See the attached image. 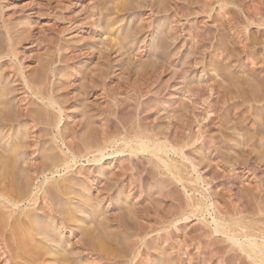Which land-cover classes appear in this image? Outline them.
Instances as JSON below:
<instances>
[{"label":"rangeland","instance_id":"rangeland-1","mask_svg":"<svg viewBox=\"0 0 264 264\" xmlns=\"http://www.w3.org/2000/svg\"><path fill=\"white\" fill-rule=\"evenodd\" d=\"M115 2L117 3V5L121 6L119 8V10H118V6L116 5ZM122 2L125 4H123ZM126 3H128V4H126ZM114 5H116L117 7ZM124 6H126L128 9L126 7L124 8ZM95 7H97V8L95 9ZM0 8H1L0 9V16H1L0 17V32H1L0 35L3 36V37L0 36L1 37L0 38V49H1L0 50L1 51L0 52V56H1L0 57V59H1L0 60V73H1V75H3V76L0 75V77H3V79H4L3 82H2L3 79L2 78L0 79V84L2 83V87L6 88V90L9 89L8 90L9 92L8 91L7 92H8V96H9L8 100L10 101L9 102L10 104H8L9 106H7V107H8V110L11 111V113L13 112V114H11L12 119H7V120H5V123L4 122L1 123L4 126H2L0 124L3 128V129L0 128V131L4 130V132L2 131L3 136L6 135L4 138V141L7 140V138H8L7 135L9 136V135L15 134L13 136L17 137L18 133H19L18 137H19V139H21V140L18 139L19 140L18 142H23L24 140H26L27 142H30V140L32 142L34 139L38 140L39 142L36 145L37 147H35V148L29 147L31 150L29 149L30 153H29V155H27L26 158L29 161V163L33 162L32 160H35V162L37 164H39V163L44 161L43 157L45 155H47L48 150L54 151V153H59V151H62V150L67 152V149L62 144V142L60 141V138H57L59 131L64 132L66 130L65 132L71 131L72 133L73 132L75 133V131H76V134L81 136V133L83 134L84 130L85 131L88 130V128L86 129L83 127L84 124H85L84 126H87V124L90 123L91 124L90 127H93V128L95 126H97L94 129L97 130V128H98V131H99L102 129L101 127H104L105 122H107L105 120H108L110 117V119H112V121H114L115 123H119L120 121L121 122L123 121L124 124L128 123V125H126V127L130 128L129 131L131 129L133 131V127L135 125L137 127H134V131L136 128L137 129L139 128L138 129L139 131L143 130V129H144L143 131H145L146 129H148V131L146 130L148 133L150 130L149 128H152V129L155 128L156 129L159 127L158 130L156 129L157 134H155V131H156L155 129H153V130L151 129L150 133H153L154 135H157V136L159 134L158 138H160L162 140V142H164V144H166V142H167V146L170 147V149H168L167 154H162V157L164 159L167 158L166 160H167V163H169V166L170 165L174 166V167L172 166L171 170H173V173H175V172L177 173V174L175 173V175L178 178H176V177L174 178L175 175H172L168 171V169L163 168L164 166L156 158L154 159V157H152V155L150 156V154H147V153L141 154V156H139V155L138 156H131L129 153L121 154L119 157L118 156H113V157L107 156L101 163H98L96 165L94 163H88L86 159L82 160L74 168V171H75V169L79 170L82 166L83 169H81V170H83L84 173L82 171L80 177L76 174L71 175L72 178H70V181L67 182V184L71 185V187L73 188L72 189L73 192L78 191V192H76V195H75V193H72L74 195L71 196L72 200L70 199L71 201L70 200L69 201L71 204L73 203V208L71 206V208L74 210V213H72L73 216H75V214H76L77 217L76 216L75 217L79 218L82 222L79 223V221H78V223H75L73 221L74 223L72 222V224H70V226L73 229L75 228L74 230H72L70 228H68V229L66 228V230H63L65 228H62V231H63L62 239L64 240V242L61 244V246L65 245L64 247H66V249H69V248L71 249L74 244H75L74 245L75 247L79 246L78 242L81 240V233L79 231L83 232L82 230L84 228L79 229L77 226H79V225L81 226L86 221L87 223L85 222L84 224L85 225L89 224L88 227L93 228L94 227L93 225H95V223L98 220L100 222L103 219L102 221L106 222V223L108 221H109V223H110V221L113 222L110 224L107 223V226L109 225L108 226V229H110L109 232H113V234L115 233L114 238L117 241L115 239H113V240L115 241V244L118 243L117 245L119 246L118 247L117 245H115V249H114L115 252H117V254L122 253L121 255L123 256V258H121V260H120V257H118L119 259H117L119 262L126 263L130 259L131 251H129L130 250L129 248L132 245V246H134L133 248H135L134 252L136 254H138V255L135 254L136 257L133 261L135 264H140V263L141 264L142 263L143 264H224L222 262L220 263V260H218V258H220L223 253L224 254L226 253V255L223 254L225 256V258H227L229 256L225 260V262H226L225 264H240V263L243 264L244 262H245L244 264H248L249 262L251 263L250 260L248 262L247 261L248 259L247 260L245 259V258H247L246 255L243 252H241V250L239 249L238 246H235L232 242H228V243L224 242L223 239L225 241H227L228 239L225 238L221 234L216 235L215 233H211V232H214V230H215L214 219L216 217H218V215H219L216 211L217 206L221 207L222 209L226 208V210L229 212L228 216L230 218L239 219V220L242 219L241 221H243L246 218L242 224L248 225V222H249V226H252L251 224H253L254 229H256L255 228V226H256L258 229L257 231L254 230L256 232V234H258L257 232L259 231V235H260L261 231H262L261 229L262 228L264 229V215L261 214V213H264V211H263L264 210V208H263L264 207V187H263L264 186V181H263L264 180V135H263L264 134L263 133L264 132V102H262L264 100V96H263L264 95V89H263L264 88V86H263L264 81H263V83L261 82L263 80V77H264L263 76L264 75V70H263L264 69V61H263L264 60V0H129V1L128 0H122V1L121 0H115V1H113V0H107V1H104V0H0ZM99 8H100V10H99ZM103 8L104 9L108 8V9L106 11V9L104 10ZM112 8H114V10ZM151 8H153L154 10ZM124 9L127 11H125ZM150 9H151V11H150ZM109 10L111 11L110 12L111 15L113 14L112 16L109 15V13H108ZM115 13H117V14H115ZM103 15L106 16L107 18H109L111 16L114 20L111 17H110L111 19H108L107 21H105L106 17H103L105 19L101 20ZM114 16H115V18H114ZM116 18H117V20H116ZM109 20H111L110 21L111 23L114 21L113 23L115 25H113V27H116L115 29L116 30L118 29L117 31L115 29H112L113 28L112 27L111 29L114 31V32H112V30L110 29V26L108 25V24H110V22H108ZM117 22L121 25H119ZM144 23H145V25H144ZM8 25H9V28H7ZM10 25H13V26L11 27ZM100 25H102V26H100ZM144 26L145 27L147 26V27L145 28ZM100 27H101V29H100ZM136 27H138L140 30L137 29ZM13 28H17V29L14 30ZM119 28H120V30H119ZM135 28L137 30L136 33H135ZM7 30H9V31H7ZM25 30H27V31L25 32ZM138 30L140 31L139 35L137 34ZM132 31H133V33H132ZM168 31L170 34H168ZM170 31H172V32H170ZM8 32H11L12 35ZM115 32H118V33H115ZM109 33L110 34L113 33V35L117 34L118 37L120 36L118 38L117 35H115V37H113V35H112V38L115 39L117 37L119 39V41L121 42V45H120L121 47H123V46L125 47V44H128L130 46V49L128 48L129 47L128 45H126V47H125L126 49L124 47H123L124 48L123 49L120 46H117L118 49L120 47L119 50L115 46V48L113 50L114 53L112 52V54L108 58V60H109V64H108V62H106L105 58H104L105 60L103 58H101L102 54H98V52L101 53L103 50H104L103 52H105L106 49L110 50L109 47L106 48V45H107L106 43H109V41H110V40H108L109 37L107 38V35L111 36ZM126 33L128 34V37L131 36V37H129L130 38L129 41H128L129 38H127ZM134 33L136 35H134ZM159 33H162V35ZM164 33H165V37L163 36ZM171 33H173L174 35ZM132 34L134 36H136V38L135 37L132 38L133 37ZM22 36H23V38H22ZM27 36H28V38H27ZM174 36H176V37H174ZM14 37H15V39H14ZM6 38H7V40H6ZM159 38L161 40H159ZM164 38H166V39H164ZM18 39H20V40H18ZM105 39H107L108 42L105 41ZM125 39L127 40V41H125L127 43H124ZM16 40H17V42H15ZM163 40H165L168 44H166L165 41H164L165 42L164 43ZM1 41H2V43H1ZM131 41H133V42H131ZM158 41H160V42H158ZM161 41L163 42V44L161 43ZM7 42L10 44H8ZM13 43L16 44V45H14L15 48L13 47ZM109 44H111V43H109ZM112 44H115V41ZM165 44H166V46H165ZM2 45L3 46L5 45L4 47L6 50L4 48H1ZM8 45H9V47H8ZM163 47H165V48H163ZM9 48L10 49L12 48L15 50L14 55L18 54V55H16L17 58H15L16 56H14V55L12 57V54L9 55ZM100 48H102V49H100ZM159 48H160V50H159ZM98 49L100 51H98ZM115 49L118 50V52ZM94 51H96V52H94ZM98 55H100V56H98ZM71 56H73V57H71ZM157 56H159V57H157ZM252 56L255 58H253ZM61 57L63 60L61 59ZM76 57H78V59ZM65 58H66V60H65ZM71 59L73 61H70ZM61 61H62V63H61ZM135 61H137V62H135ZM12 62H13V64H12L13 67L11 66ZM98 62H99V64H97ZM102 62L107 63V64L104 65ZM44 64H46L47 66ZM97 67H98V70H97ZM119 68H121V69H119ZM136 68L138 69V71L137 70L135 71L137 74L134 72V70ZM37 69H39V70H37ZM122 69H124V70L122 71ZM139 69H140V71H139ZM86 70L87 71L89 70V71L85 72ZM101 70H103V72L105 71L104 72L105 74L109 73V74H106V75H108V77H106L105 74H102V76H101V74L100 75L97 74V73H101L102 72ZM107 70H108V72H107ZM38 71L41 73L40 77H39L40 73ZM54 71H56V72H54ZM83 73H84V76L85 75L86 76L82 79ZM141 73H143V75ZM81 74H82V76H81ZM93 74H95L96 77L93 76ZM146 74L148 76L145 77ZM260 74H261V76H260ZM56 75H58V76H56ZM110 75H112V76L110 77ZM119 75H120V77H119ZM29 76H31V77H29ZM33 76L35 78H32ZM89 76H90V78H89ZM91 76L93 78H97V79H95L96 81H92ZM121 76L122 77L124 76L123 77L124 80ZM65 77H66V79H65ZM102 77L105 80L99 79ZM142 77H143V79H142ZM259 77H260V79H259ZM9 78H11V79H9ZM119 78H121V79L119 80ZM125 78H127V79H125ZM144 78L146 80H144ZM84 79H86L87 82ZM63 80H64V83H63ZM147 80H148V82H147ZM243 80H244V82H243ZM250 80L254 83V85ZM257 80H259V81H257ZM57 81H58V83H57ZM125 81L127 82V84H125L126 83ZM137 81H139V83ZM143 81H144V84H143ZM245 81H246V83H245ZM38 82H40V83H38ZM83 82L86 83L85 85H83V88L86 87V89L90 93L85 88L82 89V85H80V84H84ZM93 82H95V83L97 82V84H95V83L93 84ZM99 82L101 85L99 84ZM140 82H141V84H140ZM235 82H238L239 84L235 83ZM250 82H251V84H250ZM61 83H62V85H61ZM121 83H123V84H121ZM148 83H150V84H148ZM257 83L259 86L255 85ZM3 84L6 85V87ZM38 84L39 85L41 84L40 87L38 86ZM57 84L59 87L57 86ZM120 84H121V86H120ZM133 84L134 85L137 84V86H136L137 89L139 87H141V88H139L136 91H133L132 86H131ZM139 84H140V86H139ZM261 84H262V86H260ZM46 85H47L48 89L46 88ZM241 85L244 88H242ZM60 86H61V88H60ZM69 86H70V88H69ZM94 86H96V87H94ZM100 86L101 87L103 86V88H101L102 90L100 89ZM129 86H131V87H129ZM229 86H230V88H229ZM9 87H11L12 89ZM28 87L29 88L33 87V89H38V88L41 89L42 88L41 90L42 91L44 90L43 92H45V93L55 92L54 93L55 97L56 96H57L56 98L60 97L61 98L60 102L62 103V105H63V103L66 105V106H64V105L62 106V107H64V109H67V110H64V112H66V113L63 112V115H62L61 113H59V111L57 109H50L47 106H45L47 103L40 100L39 98L33 97L32 92L28 89ZM51 87L52 88L54 87L53 90ZM55 87H57L56 89H59L60 91L56 90ZM122 87H123V89H122ZM246 87H248V88H246ZM249 87H250V89H249ZM260 87H261V89H260ZM43 88H46V89H43ZM65 88H67V89H65ZM110 88L112 89L111 93L112 92L114 93L113 95L111 93H109L111 90ZM233 88L236 90H234ZM16 89H18V91H16ZM54 89L57 92L54 91ZM95 89H97V90H95ZM226 89L228 91L230 90L229 93H226L227 92ZM247 89L250 93L249 92L246 93ZM73 90L76 92L74 93ZM80 90H84V91H80ZM85 90L88 93H86ZM141 90L143 92H141ZM145 90H147V91H145ZM259 90H261V91H259ZM105 91L106 92L108 91V92L106 93ZM220 91H222V92H220ZM77 92H79V93L77 94ZM84 92L87 94V95L85 94L86 97L84 95ZM10 93L12 94V96ZM190 93H191V95H188ZM261 93H263V95ZM106 94H110V96L106 97ZM133 94H135V95H133ZM145 94L147 96H145ZM194 94H195V96H194ZM222 94H223V96H222ZM240 94L241 95L243 94L242 96H240L241 98L239 97ZM138 95H141V96H138ZM254 95L257 98H255ZM10 96H11V98H10ZM29 96H30V98H29ZM116 96H117V98H116ZM126 96L128 98H126ZM245 96H247V97H245ZM75 97H77V98L75 99ZM137 97L138 98L141 97L142 99L141 98L138 99ZM218 97H221V98L218 99ZM69 98H70V100H69ZM102 98H103V100H102ZM110 98L113 100H111ZM114 98H116V99H114ZM147 98L150 100H148ZM247 98H250V99L248 100ZM198 99H199V101H198ZM242 99L243 100L245 99V100L243 101ZM257 99L261 100V101H258ZM31 100H32V102H31ZM62 100H64V101H62ZM124 100L126 102H127V100H128V102L130 100V102L126 103ZM138 100H141V103H142V101L143 102L145 101L144 104H142L143 106L142 105L139 106V109H138V104H139ZM146 101L148 102V104ZM249 101H250V103H249ZM119 102H121V103H119ZM123 102L126 104H123ZM154 102H155V104H154ZM187 102L189 103L190 106L188 105ZM219 102L224 104V105L221 106L222 104L220 105ZM29 103H30V106H28ZM34 103H36V104H34ZM130 103H132V104H130ZM246 103H248V104H246ZM19 104H20V106H19ZM120 104L125 105V106H123L124 109L121 107ZM136 104H137V106H136ZM184 104H186L187 108ZM193 104H195V106ZM33 105H35V106L33 107ZM148 105H150V106H148ZM241 105H242V107H241ZM16 106H17V108H16ZM39 106H40V108H39ZM84 106H86L88 108H86ZM151 106L154 109H151L150 108ZM23 107H25V109L28 108L29 110H32V108H34V111L36 110L38 112H39V110H40V112H42L43 110H44V112H47L45 110H47V108L50 109V111L48 110L50 112V114L48 113L49 116L47 118L48 124H51L52 121L56 123L57 119L59 121L61 119V123L59 125V128L54 131L53 135L49 134L51 136L44 135V136L40 137L42 134L41 131L46 130V128L49 129L50 127L47 124L41 123V122L39 124H37L36 126H34V124H32L31 121H29V120H27L28 122L25 121L26 118L25 119L21 118V119L17 120L18 119L17 116L20 115L21 113H24L25 109H23ZM107 107L110 109L106 110V109H108ZM117 107H118V110H117ZM220 107H222V108H220ZM231 107L232 108L235 107V110L232 109ZM247 107H248V109H247ZM10 108H12L13 111ZM19 108H21V110ZM111 108H113V109H111ZM125 108L128 110H126ZM188 108H190V110ZM41 109H43V110L41 111ZM119 109H120V111H119ZM131 109H133V111H131ZM182 109L185 112H183ZM230 109L233 110V112ZM242 109H243V111H242ZM113 110H114V112H113ZM140 110L143 112V115H142V112ZM186 110H188V111H186ZM229 110H230V112H229ZM238 110H240V111H238ZM83 111H84V113H83ZM103 111H104V113H103ZM118 111L121 112V115L123 114L126 118L123 115L121 116ZM127 111H129L130 113L129 112L127 113ZM135 111H137V112H135ZM148 111H149V113H148ZM19 112H20V114H19ZM57 112H58V114H56ZM90 112H91V114H89ZM131 112H132V115H131ZM162 112H163V114H162ZM239 112H243V114L239 113ZM156 113H158V114H156ZM14 114L16 116H13ZM106 114L108 117L106 116ZM128 114L130 116H128ZM137 114H139V115H137ZM83 115H85V116H83ZM156 115H157V117H156ZM192 115H193V117H192ZM249 115L251 118L249 117ZM86 116H88L87 117L88 119L84 118ZM91 116H93L94 118ZM51 117L55 118V119H52ZM129 117H133V118L129 119ZM135 117H137V119ZM13 118H14V120H13ZM82 118H84L85 121H84V119L81 120ZM184 118L186 119V121ZM188 118L189 119L191 118L190 120H193V122L188 121ZM91 119L92 120L94 119V120L92 121ZM131 119H132V121H131ZM140 119H142V120H140ZM181 119H182V121H181ZM9 120H10L11 126L10 125L8 126ZM134 120H135V122H133ZM237 120H239V121H237ZM11 121H14L15 123H13V122L11 123ZM81 121H82V123H81ZM86 121H88V122H86ZM138 121L139 122L142 121L141 124ZM177 121L179 123L185 121L184 124L187 123V121H188V123L185 125L181 124V125H183V129H184L183 130L182 126H181L182 132L186 135L188 132H191V130H192V133H194L195 136H198L201 139V140L198 139L197 142H195L196 144L193 143L192 144L193 146L190 145V146H188V148H185V152L186 151L187 152L186 153L184 152V156H183L184 159H181L182 154L176 155L171 149L172 145H170V144H172V141H174V138H175V136H174L175 130L174 129L176 128V125L178 124ZM246 121H247V123H245ZM84 122H86V123H84ZM143 122H144V124L146 123L145 126H144ZM239 122H241V124ZM243 122H244V124H243ZM26 123H27V125H26ZM138 123L140 124V126L141 125L143 126V129L138 126L139 125ZM189 123L190 124L193 123L192 126L190 125L191 127L188 125ZM16 124H18V125H16ZM151 124H152V126H151ZM22 125H23L24 129L22 128ZM92 125H95V126H92ZM186 125L189 126L188 127L189 130H188ZM208 125H209V127H208ZM27 126H30V127H27ZM147 126H149V127H147ZM184 126H186V127L184 128ZM7 127H8V129H7ZM12 128L14 130H12ZM190 128H192V129H190ZM9 129L12 130L11 133H10ZM74 129H76V130L74 131ZM193 129H194V132H193ZM246 129L249 130L250 132L247 131ZM8 130H9V133H8ZM26 130L29 132H27ZM30 130H32V131H30ZM77 130H78V133H77ZM81 130H83V131H81ZM200 130H202V133H204V135L202 133L200 134V132H201ZM254 130H255V132H254ZM16 131H17V133H16ZM57 131H58V133H57ZM24 132H25V134H24ZM38 133L39 134L41 133V134L39 135ZM70 133H69L70 137L74 135V134L72 135V133L71 134ZM164 134L167 135V136H165V138L167 137L168 141L165 140V138L163 137ZM210 134L212 136H210ZM244 134H249V135H247V137H246V135H244ZM25 135L27 138L25 137ZM33 135L35 137H33ZM67 135H68V133H67ZM23 136L25 138H23ZM53 136L55 138L54 140H53ZM55 136H57V137H55ZM79 136H77V137H79ZM252 136H253V138H252ZM50 137L52 140L50 139ZM204 137L207 138L208 141ZM220 137H222V138L220 139ZM215 139H216V142H214ZM253 139H254V141H253ZM47 140H48V142H47ZM69 140L70 139H68V141ZM259 140H261V141H259ZM198 141H199V143H198ZM211 141L214 143H211ZM50 142H52V143H50ZM53 143H55L56 146ZM221 143H223V144H221ZM50 144L52 146H50ZM211 144L213 147L210 146ZM225 144H228V145H225ZM48 145L51 149L52 148L53 149L52 150L49 149V147H47ZM117 145L120 146L121 143H118ZM54 147L55 148L57 147V148L54 150ZM250 147H251V149H250ZM60 149H62V150H60ZM34 150L36 153L32 152ZM214 150H215V152H213ZM109 151H111V150H109ZM209 151H211V152L209 153ZM50 153H48V154H50ZM185 154L189 155V157ZM248 154H251L252 156L249 155V157H248ZM177 156H179V158ZM243 156H245V157H243ZM30 157H32V158H30ZM145 157L150 158V159H147V158L145 159ZM187 157H188V159H187ZM233 157H235L236 159ZM129 158H131V159L129 160ZM247 158H249V159H247ZM30 159H31V161H30ZM44 159H45V157H44ZM120 159L123 160V162L125 160L127 162L125 161L123 163ZM146 160L147 161L151 160V161L149 163ZM193 160H194V163H193ZM228 161H230V162L228 163ZM121 162H122V166H121ZM130 162H132V163H130ZM134 163L135 164L137 163L136 166H138V167H136ZM111 164H112V166H111ZM123 164H125V165H123ZM131 164H133V167H135L138 170L134 169ZM192 164L197 166L196 171L192 172V169H193ZM157 165L158 166L161 165V167L163 169H160L158 171L159 168ZM231 165H232V168H231ZM107 166L108 167L111 166L110 167L111 169L110 168L108 169ZM123 166L124 167L128 166L125 168H133L134 169L133 172H132V170H130L128 172V174L133 173V174H131L132 176H130V178H129V176L124 178L125 180L122 178L124 181L122 186L123 187L125 186V190H123V192L121 193L116 188V189H114V191H112V193L110 192L109 196H108V194H105L102 191H100V187L104 186L105 182L108 180V178H105V177H109L110 174L112 175V178H113L114 174H115V176L120 175L119 173H121V172H119V171L122 170ZM256 166H257V168H256ZM99 168H103V172H102L103 174H101V175H100V172L98 174V171L100 170ZM146 168L150 171H148ZM87 170H88L89 175L87 173ZM109 171H111V172H109ZM138 172H139V174H138ZM82 174L84 176H82ZM143 174L145 177L143 176ZM93 175H95V176H93ZM171 175H172V177H171ZM71 176L69 175V177H71ZM76 176H77V178H75ZM117 176L114 178L117 179ZM85 177H87V178H85ZM131 177H132V180L135 181V183H134L135 185L133 184L132 186L131 185L129 186L128 183L130 184L129 180L131 181ZM133 177H135V178H133ZM180 177L181 178L183 177V178L181 179ZM59 178L60 177H58V175H56L55 179L60 180ZM109 178H111V177H109ZM127 178H128V180H127ZM137 178L138 179L140 178L142 180L139 179L140 180V182H139V180ZM82 179H86V180H82ZM143 179H145V180H143ZM183 179H184V181H183ZM197 179H198V181H197ZM146 180H147V183H146ZM180 180H181V182H179ZM72 181H75V182H72ZM85 181H86V183H85ZM98 182H101V183H98ZM136 182H138L139 184H137ZM89 184H90V186H88V187L90 188L92 186V188H91V191L89 192L90 196L86 197L87 198L86 199L85 196L87 193L83 192V191H86L85 189L88 187L85 188V186H87ZM100 184H102V185H100ZM99 185H100V187H99ZM143 185H145V186H143ZM183 185H185V186H183ZM186 185H188V187H190V188L184 189V187H187ZM79 187H81V188H79ZM193 187H195V188H193ZM98 188H99V190H98ZM196 189H198V190H196ZM74 190H76V191H74ZM192 190H193V192H192ZM79 192L82 193V195L85 193V195L80 196ZM253 192H254V194H253ZM120 193H121V195H120ZM247 193L249 194V196H246V195H248ZM105 195H107V196H105ZM238 195H240V196L238 197ZM254 196H255V198H254ZM75 197H78V198L76 199ZM82 197L85 199H83ZM110 197H112L113 199ZM190 197H191V199H190ZM252 197H253L254 201H253ZM73 198H75V199H73ZM92 198H94V200ZM248 198L250 201L248 200ZM78 199H83V200L78 201ZM193 199L196 202L201 201L204 204V206L207 204L208 205L207 207L211 210L210 214H208L207 212H204V215H202L199 212L197 214L194 213V214H196L195 216H193L194 214H192V213L190 215L189 210H191V209L184 208V205L185 206H187L188 204L192 205ZM96 200H98V201H96ZM127 201H128V203H127ZM195 201H194V203H196ZM247 201H249V203ZM241 202L244 205L248 204L252 207L249 206L248 210H246V209H244V206H242L243 204ZM245 202H247V203H245ZM85 203H87V205ZM93 203H94V206H93ZM99 203H100V205H98ZM38 204H40V201L36 204L37 206H35V204L32 205L34 207H31V206L29 207V205L27 203H24L21 206H22V209H25V211H28V213L31 212L30 213V214H32L31 220L32 219L34 220L33 221V227H37L39 224L40 225L43 224L42 227L43 226L45 227L44 223L46 224V221L48 222V219H46V217L43 216V211L39 209L38 206H40V205H38ZM58 204H59V201L57 204L56 203L54 204L55 206L57 205V207H56L57 209L59 208ZM76 204H77L78 208L81 207L80 209H82V210L78 209ZM95 204H96V207H95ZM122 204H123V206H122ZM79 205H81V206L79 207ZM88 206L91 208H89ZM148 206H149V209H147ZM209 206H211V207H209ZM260 206L262 207V209ZM85 207H87L88 209ZM102 207H103V209H102ZM182 207L184 208L183 211H182ZM83 208H85V210ZM92 208L95 211L92 210ZM252 208H253V210H252ZM126 209H128V210L131 209L132 215L135 213V215H134L135 217L132 216L133 221L131 220V217L128 213V210H126ZM30 210H32V211H30ZM148 210H152V212L148 211ZM243 210L247 211L244 214V215H246L245 217H243L244 216L243 214H241V216H240V213L238 215V212L239 211L241 212ZM250 210H251V212H250ZM255 210H256V212H255ZM34 211H37V212H34ZM82 211L84 213H82ZM97 211H98V214L94 213ZM133 211H134V213H133ZM155 211H157V212H155ZM187 211H189V212H187ZM119 212H120V214H119ZM121 212H122V214H121ZM136 212H137V214H136ZM191 212H192V210H191ZM248 212H250L252 214H250ZM257 212H259V213L257 214ZM150 213H152V214H150ZM154 213H155V215H154ZM159 213L161 216H159ZM183 213H185V214L189 213L190 219L180 220L181 219L180 217H181V215H183ZM92 214H93V218H91ZM123 214H126V215L123 216ZM145 214H146V216H145ZM165 214H166V217H165ZM177 214H179L180 216L178 217ZM229 214H231V215H229ZM254 214H255V217H253ZM85 215H86V217H85ZM127 215H128V218H127ZM94 216H95V218H94ZM111 216H113L114 218ZM234 216H236L238 218H236ZM35 217H38V219L36 218L37 221L35 220ZM122 217H123V219L125 218L124 220L126 221V224L128 223L129 225L128 224L125 225V221L122 220ZM129 217H130V220H129ZM146 217H148V218L146 219ZM173 217L176 218L177 221H175L176 219H174ZM89 218H91V219H89ZM162 218H163V220H162ZM172 218H173V220H172ZM29 219L30 218L24 219L21 222H19L20 224L17 223V224H14L15 226L12 225L11 228H18V229H13V230H21V228L22 229L24 228V226H25L24 224L30 223ZM86 219H89V220H86ZM166 219H167V221H165ZM104 220H106V221H104ZM161 220H162V222H161ZM169 220L171 222H169ZM25 221H27V222H25ZM38 221H40L41 223ZM118 221H122L124 228L127 227L128 230L123 229V228H119V226H117ZM130 221H131V223H130ZM34 222L35 223L38 222V223L35 224ZM99 222H97V223H99ZM140 222L143 224H141ZM148 222L150 223V225H147V224H149ZM166 222H168V223H166ZM69 223H67L68 226H69ZM91 223H93V224L91 225ZM155 223H156V225H155ZM77 224H79V225H77ZM130 224H132V225H130ZM138 224L139 225L141 224V225L139 226ZM161 224H163L164 227ZM160 225H161V227H160ZM19 226H20V228H19ZM150 226H152V227H150ZM133 228L135 229V231H133L134 230ZM148 228H149V230H148ZM140 229H142V231H140ZM10 230L12 231V229H10ZM10 230H9V232H11ZM126 230H127V232H126ZM117 231L118 232L120 231L119 234ZM139 232H140V234L141 233L142 234L138 235ZM122 233L123 234L125 233V234L123 235ZM128 233H129V235H128ZM145 233L148 235H144ZM115 235L118 237H116ZM121 235H123V236H121ZM135 235H136V237H138V239L137 238L135 239V237H134ZM205 235L207 238L205 237ZM209 235H211V236H209ZM119 237H121V238H119ZM140 237H142V238H140ZM209 237H211V238H209ZM31 239H33V237L32 238L28 237V240H27V237H25V241H31ZM125 239H127V240H125ZM76 240H77V242H76ZM119 241L122 243V245ZM128 241L129 242L131 241V242L135 243L136 245L135 244L133 245L132 243H129ZM135 241H137V242H135ZM241 242H244V240H241ZM66 243L67 244L69 243V244L67 245ZM145 243H146V245H144ZM54 246H55V244L51 243L49 245V248H52ZM68 246H70V247H68ZM127 246L129 248H127ZM152 246H153V248H152ZM117 247H118V249H117ZM121 247H122V249H120ZM137 247H138V249H137ZM10 248H11V246H10ZM221 248H222V250H220ZM1 249H3V250H1ZM215 249H217V250H215ZM75 250H76V248H75ZM227 250L229 253L227 252ZM0 251L5 252V249L3 248V246H0ZM70 251H72V254H75L74 255L75 257L78 258L80 256V255H76V253H73L72 249ZM76 251H78V250H76ZM138 251H139V253H138ZM146 251H147V253H146ZM216 251H217V253H216ZM2 252H0V259H1L0 264H3V263L9 264L8 260H9L10 255L9 254L4 255ZM127 252H129L128 255H127ZM13 254L15 255V256L14 255L13 256L17 258L18 252L16 250H13ZM214 254H216V256H218V257H215ZM88 256L89 257H87V255H86V256H84L85 258L82 257V258H79L77 260L78 261L88 260V259L94 260L93 259L94 257L92 258L91 255H88ZM145 256H147V258ZM19 261H21V259ZM246 261H247V263H246ZM21 262L26 264L25 261H21ZM131 262L132 261H130V264H134L133 262L132 263Z\"/></svg>","mask_w":264,"mask_h":264},{"label":"bare ground","instance_id":"bare-ground-1","mask_svg":"<svg viewBox=\"0 0 264 264\" xmlns=\"http://www.w3.org/2000/svg\"><path fill=\"white\" fill-rule=\"evenodd\" d=\"M104 1H107V0H104ZM113 1H115V0H113ZM122 1V0H121ZM129 1V0H128ZM117 2V1H116ZM115 2V3H116ZM123 3V2H122ZM129 3V2H128ZM128 3H126V4H128ZM101 4V3H100ZM123 4H125V3H123ZM130 4V3H129ZM145 4V3H144ZM116 5H117V3H116ZM116 5H114V6H116ZM99 6V5H98ZM103 6V5H102ZM118 6V10H119V8L121 7V6H119V5H117ZM116 6V7H117ZM132 6V5H131ZM130 6V7H131ZM101 7V6H100ZM126 6H124V8H125ZM97 7H95V9H96ZM127 8V7H126ZM1 9V8H0ZM104 9V8H103ZM106 9V11H107V9L108 8H105ZM104 9V10H105ZM110 9V8H109ZM113 10H114V8H112ZM111 9V10H112ZM128 9V8H127ZM133 9V8H132ZM151 9H153V8H151ZM151 9H150V11H151ZM62 10V9H61ZM99 10H100V8H99ZM102 10V9H101ZM112 10V11H113ZM125 10V9H124ZM154 10V9H153ZM116 11V10H115ZM123 11V10H122ZM125 11H127V10H125ZM129 11V10H128ZM101 12V11H100ZM111 11L109 10L108 11V13H109V15H111V13H110ZM124 12V11H123ZM122 12V13H123ZM96 13V12H95ZM103 13V12H102ZM107 13V14H108ZM2 14V13H1ZM101 14V13H100ZM104 14V13H103ZM106 14V15H107ZM115 14H117V13H115ZM114 14V15H115ZM155 14V13H154ZM102 15V14H101ZM105 15V14H104ZM102 16V19L101 20H104L105 18H103V17H106V16ZM113 15V14H112ZM111 15V16H112ZM110 16V17H111ZM1 17V16H0ZM100 17V16H99ZM107 18L106 17V19H105V21H107L108 19H111V18ZM114 18H115V16H114ZM113 19V18H112ZM114 20V19H113ZM112 20V21H113ZM116 20H117V18H116ZM121 20V19H120ZM97 21V20H96ZM111 20H109L108 22H110ZM119 21V20H118ZM95 22V21H94ZM99 22V21H98ZM114 22V21H113ZM111 23L110 22V24H108L109 26H110V29L113 27V25H115L114 23ZM116 23V22H115ZM118 23V22H117ZM98 24V23H97ZM100 24V23H99ZM103 24V23H102ZM119 24V23H118ZM4 25V24H3ZM15 25V24H14ZM117 25V24H116ZM119 25H121V24H119ZM123 25V24H122ZM144 25H145V23H144ZM11 27L13 26V25H10ZM98 26V25H97ZM100 26H102V25H100ZM151 26V25H150ZM16 27V26H15ZM143 27V26H142ZM145 27V26H144ZM147 27V26H146ZM145 27V28H146ZM7 28H9V25H8V27ZM108 28V27H107ZM116 27H113L112 29H115ZM137 29H139L138 27H136ZM136 28H135V33H136ZM144 28V29H145ZM2 29V28H1ZM12 29V28H11ZM14 30L15 29H17V28H13ZM20 29V28H19ZM23 29V28H22ZM100 29H101V27H100ZM111 29V30H112ZM6 30V29H5ZM21 30V29H20ZM95 30V29H94ZM93 30V31H94ZM116 30V29H115ZM118 30V29H117ZM116 30V31H117ZM119 30H120V28H119ZM140 30V29H139ZM138 30V32H137V34L139 35L140 33V31ZM7 31H9V30H7ZM27 30H25V32H26ZM110 31V30H109ZM108 31V32H109ZM123 31V30H122ZM128 31V30H127ZM142 31V30H141ZM3 32V31H2ZM13 32V31H12ZM17 32V31H16ZM20 32V31H19ZM24 32V31H23ZM107 32V31H106ZM112 32H114L113 30H112ZM119 32V31H118ZM118 32H115V33H118ZM131 32V31H130ZM129 32V33H130ZM143 32V31H142ZM170 32H172V31H170ZM175 32V31H174ZM1 33V32H0ZM6 33V32H5ZM8 33H10L11 35H12V33L11 32H8ZM7 33V34H8ZM114 33V34H115ZM120 33V32H119ZM132 33H133V31H132ZM134 33V35H136ZM19 34V33H18ZM23 34V33H22ZM31 34V33H30ZM29 34V35H30ZM110 34V33H109ZM127 34V33H126ZM142 34V33H141ZM159 34H161L162 35V33H159ZM168 34H170L169 33V31H168ZM171 34H173V33H171ZM9 35V34H8ZM10 35V36H11ZM111 36H108L107 35V38H108V40H110L109 41V43H111V44H109V43H106L107 45H106V48L107 47H109L110 48V50L109 49H106V51L105 52H103L102 50V52L101 53H99L98 51H100L99 49H98V54H102L101 55V58H105L106 59V62H108V64H109V60H108V58H109V56L112 54V52H113V50H114V48H115V46H116V48L118 49V47L117 46H120L121 45V42L119 41V37H118V35L117 34H115V35H117V37L115 38V39H113L112 38V35H113V33L112 34H110ZM115 35H113V37H115ZM130 35V34H129ZM133 35V34H132ZM133 35V37L132 38H136V36H134ZM174 35V34H173ZM176 35V34H175ZM0 36H2V35H0ZM19 36V35H18ZM164 37H165V33H164V35H163ZM3 37V36H2ZM16 37V36H15ZM15 37H14V39H15ZM21 37V36H20ZM129 37H131V36H129ZM128 37V34H127V38H129ZM162 37V36H161ZM160 37V38H161ZM171 37V36H170ZM173 37V36H172ZM174 37H176V36H174ZM1 38V37H0ZM22 38H23V36H22ZM27 38H28V36H27ZM131 38V39H132ZM139 38V37H138ZM156 38V37H155ZM159 38V40H161ZM169 38V37H168ZM167 38V39H168ZM11 39V38H10ZM102 39V38H101ZM124 39V38H123ZM164 39H166V38H164ZM170 39V38H169ZM3 40V39H2ZM6 40H7V38H6ZM9 40V39H8ZM13 40V39H12ZM18 40H20V39H18ZM29 40V39H28ZM100 40V39H99ZM130 40V38L128 39V41ZM137 40V39H136ZM4 41V40H3ZM105 41H107V39H105ZM114 41H115V44H112V43H114ZM125 41H127L126 39L124 40V43H127V42H125ZM165 40H163V42H164ZM169 41V40H168ZM171 41V40H170ZM5 42V41H4ZM10 42V41H9ZM14 42V41H13ZM15 42H17V40L15 41ZM108 42V41H107ZM131 42H133V41H131ZM158 42H160V41H158ZM163 42L161 41V43L163 44ZM166 42V41H165ZM164 42V43H165ZM1 43H2V41H1ZM8 43V42H7ZM104 43V42H103ZM129 43V42H128ZM8 44H10V43H8ZM12 44V43H11ZM102 44V43H101ZM166 44H168L167 42H166ZM166 44H165V46H166ZM7 45V44H6ZM14 45H16V44H14L13 43V47L15 48V46ZM124 45V44H123ZM126 45H128V44H125V47H126ZM159 45V44H158ZM3 46V45H2ZM1 46V48H4L5 49V45L2 47ZM103 46V45H102ZM101 46V47H102ZM129 46V45H128ZM8 47H9V45H8ZM12 47V48H13ZM77 47V46H76ZM92 47V46H91ZM121 47V46H120ZM120 47H119V49H120ZM124 47V46H123ZM123 47H121V48H123ZM124 47V48H125ZM10 49L9 48V55L10 54H12V57H13V55H14V52H15V50L14 49ZM60 48V47H59ZM81 48V47H80ZM123 48V49H124ZM129 49H130V46L128 47ZM161 48V47H160ZM160 48H159V50H160ZM163 48H165V47H163ZM61 49V48H60ZM59 49V50H60ZM87 49V48H86ZM100 49H102V48H100ZM118 49V50H119ZM126 49V48H125ZM1 50V49H0ZM6 50V49H5ZM63 50V49H62ZM116 50V49H115ZM118 50H116L117 52H118ZM122 50V49H121ZM132 50V49H131ZM61 51V50H60ZM87 51V50H86ZM1 52V51H0ZM89 52V51H88ZM87 52V53H88ZM94 52H96V51H94ZM251 52V51H250ZM17 53V52H16ZM15 53V54H16ZM114 53V52H113ZM120 53V52H119ZM249 53V52H248ZM4 54V53H3ZM2 54V55H3ZM8 54V53H7ZM118 54V53H117ZM124 54V53H123ZM16 55H18V54H16ZM16 55H14V56H16ZM114 55V54H113ZM251 55V54H250ZM5 56V55H4ZM63 56V55H62ZM98 56H100V55H98ZM1 57V56H0ZM64 57V56H63ZM70 57V56H69ZM71 57H73V56H71ZM112 57V56H111ZM157 57H159V56H157ZM253 57V56H252ZM15 58H17V56L15 57ZM77 59H78V57H76ZM75 58V59H76ZM251 58V57H250ZM253 58H255V57H253ZM59 59V58H58ZM61 59H62V57H61ZM74 59V60H75ZM99 59V58H98ZM104 59V60H105ZM158 59V58H157ZM252 59V58H251ZM1 60V59H0ZM63 60V59H62ZM65 60H66V58H65ZM97 60V59H96ZM111 60V59H110ZM115 60V59H114ZM55 61V60H54ZM60 61V60H59ZM68 61V60H67ZM70 61H73L72 59L70 60ZM138 61V60H137ZM137 61H135V62H137ZM261 61V60H260ZM264 61V60H263ZM262 61V62H263ZM50 62V61H49ZM48 62V63H49ZM66 62V61H65ZM100 62V61H99ZM99 62L97 63V64H99ZM116 62V61H115ZM61 63H62V61H61ZM69 63V62H68ZM104 65H106L107 63H104V62H102ZM13 62L11 63V66L13 67ZM73 64V63H72ZM76 64V63H75ZM116 64V63H115ZM121 64V63H120ZM44 65H46V64H44ZM65 65V64H64ZM123 65V64H122ZM156 65V64H155ZM263 65V64H262ZM15 66V65H14ZM47 66V65H46ZM45 66V67H46ZM67 66V65H66ZM65 66V67H66ZM70 66V65H69ZM74 66V65H73ZM119 66V65H118ZM134 66V65H133ZM16 67V66H15ZM14 67V68H15ZM44 67V68H45ZM100 67V66H99ZM130 67V66H129ZM42 68V67H41ZM67 68V67H66ZM72 68V67H71ZM96 68V67H95ZM101 68V67H100ZM132 68V67H131ZM48 69V68H47ZM94 69V68H93ZM115 69V68H114ZM119 69H121V68H119ZM127 69V68H126ZM125 69V70H126ZM145 69V68H144ZM37 70H39V69H37ZM41 70V69H40ZM91 70V69H90ZM97 70H98V67H97ZM112 70V69H111ZM124 69H122V71H123ZM138 71V69L136 68L135 70H134V72L135 71ZM147 70V69H146ZM264 70V69H263ZM89 71V70H88ZM87 70L85 71V72H88ZM102 72L101 73H97V74H101V76H102V74H105L104 72H103V70H101ZM115 71V70H114ZM139 71H140V69H139ZM149 71V70H148ZM33 72V71H32ZM39 72V71H38ZM45 72V71H44ZM54 72H56V71H54ZM84 72V73H85ZM107 72H108V70H107ZM132 72V71H131ZM145 72V71H144ZM40 73V72H39ZM84 73H83V77H82V79L86 76H84ZM92 73V72H91ZM136 73V72H135ZM147 73V72H146ZM44 74V73H43ZM80 74V73H79ZM86 74V73H85ZM106 74H109V73H106ZM105 74V76L106 77H108V75H106ZM111 74V73H110ZM117 74V73H116ZM137 74V73H136ZM142 75H143V73H141ZM149 74V73H148ZM154 74V73H153ZM0 75H1V73H0ZM33 75V74H32ZM40 75H41V73L39 74V77H40ZM55 75V74H54ZM88 75V74H87ZM91 75V74H90ZM115 75V74H114ZM134 75V74H133ZM1 76H3V75H1ZM35 76V75H34ZM32 77V78H35V77ZM56 76H58V75H56ZM61 76V75H60ZM73 76V75H72ZM79 76V75H78ZM81 76H82V74H81ZM93 76H95V74H93ZM98 76V75H97ZM100 76V77H101ZM112 75H110V77H111ZM130 76V75H129ZM146 76H148L147 74L145 75V77ZM151 76V75H150ZM260 76H261V74H260ZM264 76V75H263ZM29 77H31V76H29ZM38 77V78H39ZM45 77V76H44ZM55 77V76H54ZM80 77V76H79ZM96 77V76H95ZM105 77V78H106ZM119 77H120V75H119ZM122 77V76H121ZM124 77V76H123ZM122 77V78H123ZM3 79V77H0V79ZM8 78V77H7ZM42 78V77H41ZM40 78V79H41ZM60 78V77H59ZM64 78V77H63ZM68 78V77H67ZM72 78V77H71ZM70 78V79H71ZM89 78H90V76H89ZM91 78H92V81H96L95 79H97V78H93L92 76H91ZM128 78V77H127ZM127 78H125V79H127ZM9 79H11V78H9ZM65 79H66V77H65ZM69 79V80H70ZM77 79V78H76ZM87 79V78H86ZM86 79H84L85 81H86ZM99 79H103V77L102 78H99ZM121 78H119V80H120ZM141 79V78H140ZM139 79V80H140ZM142 79H143V77H142ZM251 79V78H250ZM259 79H260V77H259ZM7 80V79H6ZM29 80V79H28ZM44 80V79H43ZM61 80V79H60ZM91 80V79H90ZM103 80H105V79H103ZM118 80V79H117ZM118 80V81H119ZM123 80H124V78H123ZM134 80V79H133ZM144 80H146L145 78H144ZM252 80V79H251ZM250 80V81H251ZM4 81V79L2 80V82ZM36 81V80H35ZM84 81V82H85ZM131 81V80H130ZM253 81V80H252ZM251 81V82H252ZM255 81V80H254ZM257 81H259V80H257ZM263 81H264V77H263V80L261 81L262 83H263ZM14 82V81H13ZM18 82V81H17ZM34 82V81H33ZM67 82V81H66ZM69 82V81H68ZM83 82V83H84ZM87 82V81H86ZM98 82V81H97ZM97 82L95 83V82H93V84L95 83V84H97ZM114 82V81H113ZM126 82V81H125ZM136 82V81H135ZM138 83H139V81H137ZM147 82H148V80H147ZM243 82H244V80H243ZM249 82V81H248ZM251 82H250V84H251ZM9 83V82H8ZM20 83V82H19ZM38 83H40V82H38ZM57 83H58V81H57ZM60 83V82H59ZM63 83H64V80H63ZM77 83V82H76ZM80 83V82H79ZM104 83V82H103ZM137 83V84H138ZM235 83H238V82H235ZM245 83H246V81H245ZM253 83V82H252ZM29 84V83H28ZM31 84V83H30ZM44 84V83H43ZM51 84V83H50ZM49 84V85H50ZM73 84V83H72ZM86 83H84V84H80V85H82V89H86V87H84L83 88V85H85ZM99 84H100V82H99ZM121 84H123V83H121ZM121 84H120V86H121ZM125 84H127V82L125 83ZM137 84L136 85H131L132 86V89H133V91H136V90H138L139 88H141V87H139L138 89H137ZM140 84H141V82H140ZM140 84H139V86H140ZM143 84H144V81H143ZM142 84V85H143ZM148 84H150V83H148ZM152 84V83H151ZM232 84V83H231ZM239 84V83H238ZM241 84V83H240ZM249 84V83H248ZM1 86H0V124L1 123H5V120H7V119H12V115L11 114H13V112L11 113V111L10 110H8V107L7 106H9L8 104H10L9 102V100H8V98H9V96H8V90H6V88H4V87H2V83L0 84ZM4 85V84H3ZM10 85V84H9ZM32 85V84H31ZM36 85V84H35ZM41 85V84H40ZM40 85L38 84V86L40 87ZM54 85V84H53ZM60 85V84H59ZM61 85H62V83H61ZM92 85V84H91ZM101 85V84H100ZM230 85V84H229ZM253 85H254V83H253ZM255 85H258V83L257 84H255ZM5 87H6V85H4ZM14 86V85H13ZM30 86V85H29ZM34 86V85H33ZM57 86H58V84H57ZM74 86V85H73ZM72 86V87H73ZM88 86V85H87ZM111 86V85H110ZM131 86H129V87H131ZM235 86V85H234ZM244 86V85H243ZM259 86V85H258ZM260 86H262V84L260 85ZM263 86H264V84H263ZM12 87V86H11ZM11 87H9V88H11ZM35 87V86H34ZM37 87V86H36ZM45 87V86H44ZM59 87V86H58ZM89 87V86H88ZM91 87V86H90ZM94 87H96V86H94ZM99 87V86H98ZM118 87V86H117ZM241 87H242V85H241ZM251 87V86H250ZM250 87H249V89H250ZM46 88H47V85H46ZM46 88H43V89H46ZM50 88V87H49ZM52 88V87H51ZM54 88V87H53ZM53 88H52V90H53ZM57 87H55V89H56ZM60 88H61V86H60ZM69 88H70V86H69ZM78 88V87H77ZM101 88H103V86L101 87L100 86V89ZM109 88V87H108ZM229 88H230V86H229ZM228 88V89H229ZM237 88V87H236ZM242 88H244V87H242ZM246 88H248V87H246ZM254 88V87H253ZM259 88V87H258ZM257 88V89H258ZM12 89V88H11ZM24 89V88H23ZM28 89L32 92V95H33V97H35V98H39L40 100H42V101H44V102H46L47 104L45 105V106H47L48 108H50V109H57L58 111H59V113H61L62 115H63V112H64V110H67V109H64V107H62L63 105L64 106H66L64 103H63V105H62V103L60 102L61 101V98L59 97V98H56L55 97V95H54V93L55 92H47V93H45V92H43L40 88H38V89H33V87H28ZM48 89V88H47ZM54 89V91H56V90H59V89H56L55 90ZM65 89H67V88H65ZM91 89V88H90ZM111 89V88H110ZM114 89V88H113ZM122 89H123V87H122ZM148 89V88H147ZM234 89V88H233ZM252 89V88H251ZM260 89H261V87H260ZM264 89V88H263ZM14 90V89H13ZM63 90V89H62ZM87 90V89H86ZM86 90H85V92H86ZM95 90H97V89H95ZM102 90V89H101ZM108 90V89H107ZM117 90V89H116ZM127 90V89H126ZM219 90V89H218ZM225 90V89H224ZM227 90V89H226ZM234 90H236V89H234ZM241 90V89H240ZM245 90V89H244ZM254 90V89H253ZM252 90V91H253ZM8 91V92H7ZM16 91H18V89H16ZM28 91V90H27ZM50 91V90H49ZM60 91V90H59ZM74 91V90H73ZM80 91H84V90H80ZM88 91V90H87ZM109 91V90H108ZM107 91V92H108ZM111 91H112V89L110 90V92L109 93H111ZM145 91H147V90H145ZM144 91V92H145ZM230 91V90H229ZM229 91L227 90V92L226 93H229ZM256 91V90H255ZM259 91H261V90H259ZM12 92V91H11ZM57 92V91H56ZM76 91H74V93H75ZM84 92V95L86 94V93H88V92H86L85 93ZM106 92V91H105ZM106 92V93H107ZM116 92V91H115ZM131 92V91H130ZM140 92V91H139ZM138 92V93H139ZM141 92H143L142 90H141ZM150 92V91H149ZM189 92V91H188ZM191 92V91H190ZM220 92H222V91H220ZM225 92V91H224ZM232 92V91H231ZM230 92V93H231ZM235 92V91H234ZM247 92H249L248 91V89H247V91H246V93ZM27 93V92H26ZM79 92H77V94H78ZM90 93V92H89ZM100 93V92H99ZM128 93V92H127ZM132 93V92H131ZM134 93V92H133ZM146 93V92H145ZM148 93V92H147ZM151 93V92H150ZM193 93V92H192ZM201 93V92H200ZM239 93V92H238ZM250 93V92H249ZM254 93V92H253ZM260 93V92H259ZM11 94V93H10ZM29 94V93H28ZM101 94V93H100ZM112 95L114 94L113 92L111 93ZM220 94V93H219ZM252 94V93H251ZM256 94V93H255ZM262 95H263V93H261ZM30 95V94H29ZM67 95V94H66ZM81 95V94H80ZM83 95V94H82ZM87 95V94H86ZM86 95H85V97H86ZM108 95V96H107ZM129 95V94H128ZM133 95H135V94H133ZM188 95H191V93L190 94H188ZM227 95V94H226ZM243 95V94H242ZM241 94L239 95V97L240 96H242ZM11 96H12V94H11ZM11 96H10V98H11ZM101 96V95H100ZM110 96V94H106V97H109ZM138 96H141V95H138ZM145 96H147L146 94H145ZM194 96H195V94H194ZM199 96V95H198ZM222 96H223V94H222ZM225 96V95H224ZM255 96V95H254ZM253 96V97H254ZM264 96V95H263ZM62 97V96H61ZM64 97V96H63ZM80 97V96H79ZM82 97V96H81ZM94 97V96H93ZM104 97V96H103ZM150 97V96H149ZM229 97V96H228ZM245 97H247V96H245ZM259 97V96H258ZM29 98H30V96H29ZM66 98V97H65ZM74 98V97H73ZM77 97H75V99H76ZM116 98H117V96H116ZM116 98H114V99H116ZM126 98H128L127 96H126ZM125 98V99H126ZM138 98V97H137ZM141 98V97H140ZM140 98H138V99H140ZM151 98V97H150ZM191 98V97H190ZM194 98V97H193ZM219 98H221V97H218V99ZM241 98V97H240ZM239 98V99H240ZM255 98H257L256 96H255ZM32 99V98H31ZM59 99V100H58ZM63 99V98H62ZM85 99V98H84ZM88 99V98H87ZM105 99V98H104ZM111 99V98H110ZM131 99V98H130ZM142 99V98H141ZM148 99V98H147ZM192 99V98H191ZM223 99V98H222ZM221 99V100H222ZM246 99V98H245ZM244 99V100H245ZM248 100L250 99V98H247ZM261 99V98H260ZM15 100V99H14ZM36 100V99H35ZM65 100V99H64ZM64 100H62V101H64ZM69 100H70V98H69ZM102 100H103V98H102ZM111 100H113V99H111ZM148 100H150V99H148ZM196 100V99H195ZM224 100V99H223ZM243 100V99H242ZM243 100V101H244ZM254 100V99H253ZM258 100V99H257ZM263 100V99H262ZM125 101V100H124ZM139 101V104H138V109H139V106H141L142 104H144V102L142 101V103H141V100H138ZM160 101V100H159ZM198 101H199V99H198ZM220 101V100H219ZM225 101V100H224ZM251 101V100H250ZM250 101H249V103H250ZM256 101V100H255ZM258 101H261V100H258ZM12 102V101H11ZM31 102H32V100H31ZM76 102V101H75ZM82 102V101H81ZM110 102V101H109ZM113 102V101H112ZM122 102V101H121ZM121 102H119V103H121ZM126 102V101H125ZM127 102H128V100H127ZM126 102V103H127ZM129 102H130V100H129ZM128 102V103H129ZM147 102V101H146ZM150 102V101H149ZM194 102V101H193ZM197 102V101H196ZM246 102V101H245ZM248 102V101H247ZM252 102V101H251ZM262 102H264V100L262 101ZM77 103V102H76ZM106 103V102H105ZM126 103H124L123 102V104H126ZM185 103V102H184ZM188 103V102H187ZM195 103V102H194ZM220 103V102H219ZM227 103V102H226ZM259 103V102H258ZM34 104H36V103H34ZM112 104V103H111ZM115 104V103H114ZM130 104H132V103H130ZM135 104V103H134ZM146 104V103H145ZM147 104H148V102H147ZM146 104V105H147ZM154 104H155V102H154ZM161 104V103H160ZM182 104V103H181ZM191 104V103H190ZM222 103H220V105H221ZM243 104V103H242ZM246 104H248V103H246ZM15 105V104H14ZM83 105V104H82ZM85 105V104H84ZM113 105V104H112ZM121 105V104H120ZM145 105V106H146ZM185 106H186V104H184ZM188 105H189V103H188ZM194 106H195V104H193ZM219 105V106H220ZM224 104H222L221 106H223ZM244 105V104H243ZM19 106H20V104H19ZM28 106H30V103H29V105ZM27 106V107H28ZM35 105H33V107H34ZM37 106V105H36ZM87 106V105H86ZM86 106H84V107H86ZM116 106V105H115ZM119 106V105H118ZM123 106H125V105H121V107L123 108ZM136 106H137V104H136ZM135 106V107H136ZM143 106V105H142ZM148 106H150V105H148ZM190 106V105H189ZM188 106V107H189ZM192 106V105H191ZM12 107V106H11ZM14 107V106H13ZM26 107V106H25ZM25 107H23V109H25ZM110 107V106H109ZM120 107V106H119ZM120 107V108H121ZM133 107V106H132ZM239 107V106H238ZM241 107H242V105H241ZM245 107V106H244ZM243 107V108H244ZM251 107V106H250ZM16 108H17V106H16ZM37 108V107H36ZM39 108H40V106H39ZM47 108V110H45V111H47V112H44V110L43 109H41V111L42 112H40V110H39V112L38 111H34V108H32V110H29L28 108L27 109H25L24 110V113H21L20 114V112H19V114L20 115H18L17 116V120H19V119H21V118H26L25 119V121H27V120H29V121H31L32 122V124H34V126H36L37 124H39L40 122L41 123H45V124H47L50 128L49 129H47L46 128V130H43V131H41V136L40 137H42V136H44V135H48V136H51V135H49V134H52L53 135V133H54V131L56 130V129H58L59 128V125H60V123H61V119H60V121L57 119V122L55 123V122H53L52 120V122H51V124H48V121H47V118H48V113L50 114V109H48ZM86 108H88V107H86ZM108 108V107H107ZM137 108V107H136ZM145 108V107H144ZM149 108V107H148ZM151 109H154L152 106L150 107ZM159 108V107H158ZM168 108V107H167ZM181 108V107H180ZM184 108V107H183ZM186 108H187V106H186ZM185 108V109H186ZM219 108V107H218ZM220 108H222V107H220ZM225 108V107H224ZM230 108V107H229ZM232 108V107H231ZM263 108V107H262ZM10 109H12V108H10ZM15 109V108H14ZM20 110H21V108H19ZM31 109V108H30ZM46 109V108H45ZM84 109V108H83ZM110 108H108V109H106V110H109ZM111 109H113V108H111ZM124 109V108H123ZM126 109V108H125ZM134 109V108H133ZM133 109H131V111H133ZM141 109V108H140ZM143 109V108H142ZM150 109V110H151ZM189 110H190V108H188ZM232 109H234L235 110V107L234 108H232ZM237 109V108H236ZM247 109H248V107H247ZM49 110V111H48ZM89 110V109H88ZM87 110V111H88ZM91 110V109H90ZM102 110V109H101ZM100 110V111H101ZM115 110V109H114ZM114 110H113V112H114ZM117 110H118V107H117ZM126 110H128V109H126ZM130 110V109H129ZM135 110V109H134ZM146 110V109H145ZM156 110V109H155ZM183 110V109H182ZM231 110V109H230ZM230 110H229V112H230ZM241 110V109H240ZM240 110H238V111H240ZM250 110V109H249ZM248 110V111H249ZM12 111H13V109H12ZM19 111V110H18ZM56 111V110H55ZM116 111V110H115ZM119 111H120V109H119ZM118 111V112H119ZM141 111V110H140ZM144 111V110H143ZM186 111H188V110H186ZM225 111V110H224ZM232 112H233V110H231ZM242 111H243V109H242ZM44 112V113H43ZM86 112V111H85ZM106 112V111H105ZM112 112V111H111ZM110 112V113H111ZM112 112V113H113ZM125 112V111H124ZM129 111H127V113H128ZM135 112H137V111H135ZM142 112V111H141ZM145 112V111H144ZM181 112V111H180ZM183 112H185L184 110H183ZM191 112V111H190ZM247 112V111H246ZM53 113V112H52ZM51 113V114H52ZM64 113H66V112H64ZM83 113H84V111H83ZM103 113H104V111H103ZM108 113V112H107ZM120 113V115H121V112H119ZM130 113V112H129ZM148 113H149V111H148ZM236 113V112H235ZM239 113H242L243 114V112H239ZM238 113V114H239ZM16 114V113H15ZM13 115V116H16V115ZM54 114V113H53ZM56 114H58V112L56 113ZM82 114V113H81ZM89 114H91V112L89 113ZM115 114V113H114ZM125 114V113H124ZM134 114V113H133ZM136 114V113H135ZM140 114V113H139ZM139 114H137V115H139ZM146 114V113H145ZM156 114H158V113H156ZM162 114H163V112H162ZM161 114V115H162ZM190 114V113H189ZM66 115V114H65ZM93 115V114H92ZM119 115V114H118ZM117 115V116H118ZM123 115V114H122ZM121 115V116H122ZM126 115V114H125ZM131 115H132V112H131ZM142 115H143V112H142ZM188 115V114H187ZM240 115V114H239ZM53 116V115H52ZM83 116H85V115H83ZM89 116V115H88ZM88 116H86V117H84V118H87ZM94 116V115H93ZM93 116H91V117H93ZM106 116H107V114H106ZM110 116V115H109ZM124 116V115H123ZM128 116H130L129 114H128ZM136 116V115H135ZM141 116V115H140ZM160 116V115H159ZM189 116V115H188ZM255 116V115H254ZM257 116V115H256ZM90 117V118H91ZM100 117V116H99ZM103 117V116H102ZM108 117V116H107ZM125 117V116H124ZM156 117H157V115H156ZM178 117V116H177ZM186 117V116H185ZM192 117H193V115H192ZM237 117V116H236ZM249 117H250V115H249ZM253 117V116H252ZM52 118V117H51ZM84 118H82L81 120H83ZM94 118V117H93ZM113 118V117H112ZM122 118V117H121ZM120 118V119H121ZM126 118V117H125ZM124 118V119H125ZM130 118H133V117H129V119ZM136 119H137V117H135ZM181 118V117H180ZM251 118V117H250ZM52 119H55V118H52ZM88 119V118H87ZM97 119V118H96ZM103 119V118H102ZM106 119V118H105ZM118 119V118H117ZM123 119V118H122ZM156 119V118H155ZM183 119V118H182ZM182 119H181V121H182ZM185 119V118H184ZM191 119V118H190ZM189 118H188V121H190V122H193V120H190ZM239 119V118H238ZM13 120H14V118H13ZM90 120V119H89ZM92 120V119H91ZM94 120V119H93ZM92 120V121H93ZM140 120H142V119H140ZM157 120V119H156ZM162 120V119H161ZM160 120V121H161ZM240 120V119H239ZM239 120H237V121H239ZM246 120V119H245ZM253 120V119H252ZM21 121V120H20ZM19 121V122H20ZM59 121V122H58ZM84 121H85V119H84ZM104 121V120H103ZM105 121H107V122H105V125H104V127H101L102 129L101 130H99L98 131V128H97V130H95L94 128L95 127H97V126H95V125H92V126H95L94 128L93 127H90L91 126V124L89 125V124H87V126H84L83 125V127L84 128H88V130L87 131H85L84 130V133L82 134L81 133V136H79V135H77L76 134V129H74V131H75V133L73 132H71L72 133V135L73 136H69V131L68 132H63V131H59V133H58V131H57V133H58V137L57 136H55V137H57V138H60V141L62 142V144L66 147V149H67V152H65L64 150H62V149H60V150H62V151H59V153H54V151H50V150H48V153H50V154H48L47 153V155H45L44 157H45V159H44V157H43V162H41V163H39V164H37L36 162H35V160H32L33 162H30L29 163V161L27 160V155H29V153H30V151H29V147H33V148H35V147H37L36 145L38 144V140H36V139H34L32 142H31V140H30V142H27L26 140H24L23 142H18L19 140H21V139H19V137H18V134H17V137L15 136H13V135H15V134H13V135H7V140L6 141H4V138H5V136L6 135H4L3 136V133H2V131L4 132V130H2V131H0V246H3V248L5 249V252L3 251H0V252H2L4 255L5 254H9L10 256H9V260H8V263L9 264H24L23 262H21V261H25L26 262V264H130V261H134V259H135V257H136V255H138V254H136L135 252H134V250H135V248H133L134 246H132L131 244V246H130V248L127 246V248H129L130 250L129 251H131V257H130V259L126 262V263H123V262H119L117 259H119L118 257H120V260H121V258H123V256L121 255V254H117V252H115V245H117V244H115V241L113 240V239H115L114 238V234H113V232H109L110 231V229H108V226H107V223H109V221L106 223V222H103L102 220L99 222V220L97 221V222H99V223H97L95 220V222L97 223H95V225H93L94 227L93 228H89L88 226H89V224H87V225H85L84 223L86 222L85 220V222L80 226L79 224H77V225H79V226H77L79 229L80 228H84L82 231L83 232H81V231H79L80 233H81V240L78 242V245L79 246H72V250H73V253H76V255H80L78 258L77 257H75L74 255L75 254H72V251H70L69 249H66V247H64L63 245L61 246V244L64 242V240L62 239V234H63V231H62V228H65V229H63V230H66V228L68 229V228H70V229H72V230H74L73 228H71V226H70V224H72V222L74 221L75 223H78V221H79V223L80 222H82L79 218H76L77 216H76V214H75V216H73V214L72 213H74V210L72 209L73 208V203L71 204L70 203V201L72 200L71 199V196L72 195H74V194H72V193H75V195H76V192H78V191H76V190H74V191H76V192H73L72 191V187H71V185H69V184H67V182L68 181H70V178H72V176L71 175H78L79 177H80V175H81V173H82V171L83 170H81V169H83L82 168V166H81V168L78 170H76L75 169V171H74V168L78 165V163L79 162H81L82 160H84V159H86L87 160V162L88 163H94L95 165L96 164H98V163H101L107 156H120L121 154H124V153H129L131 156H141V154H150V156L152 155V157H154V159L156 158L164 167L163 168H166V169H168V171L172 174V175H175V173H173V170H171V168H172V166L170 165L169 166V163H167V158L166 159H164L163 157H162V154H167V152H168V149H170V147H168L167 146V142H166V144H164V142H162V140L160 139V138H158V136H159V134H158V136L157 135H154L153 133H150V130L152 129V128H149L150 130H149V133L147 132L148 131V129H146L145 131H143L144 129H143V126L141 125L140 126V124H141V122H139L138 124V126L139 127H141L143 130H138L137 128L135 129V131H134V127H137L136 125L133 127V131H132V129L129 131V129L130 128H128V127H126V125H128V123H126V124H124L123 123V121L121 122H119V123H115L114 121H112V119H110V117H109V119L108 120H105ZM126 121V120H125ZM124 121V122H125ZM131 121H132V119H131ZM137 121V120H136ZM148 121V120H147ZM180 121V120H179ZM185 121H186V119H185ZM184 121V122H185ZM188 121H187V123H188ZM243 121V120H242ZM256 121V120H255ZM15 123L14 121H11V123ZM22 122V121H21ZM28 122V121H27ZM50 122V121H49ZM80 122V121H79ZM86 122H88V121H86ZM86 122H84V123H86ZM133 122H135V120L133 121ZM152 122V121H151ZM154 122V121H153ZM178 122V121H177ZM184 122H178V124L176 125V128L174 129L175 130V133H174V136H175V138H174V141H172V144H170V145H172V151L177 155V154H179V155H181L180 157H181V159H184L183 158V156H184V152H185V148H188V146H190V145H192L193 143H195V142H197V140L198 139H200L198 136H195L194 135V133H192V130H191V132H188L186 135L182 132V129H183V125H181V124H184ZM251 122V121H250ZM7 123V122H6ZM81 123H82V121H81ZM131 123V122H130ZM187 123H185V124H187ZM240 124H241V122H239ZM245 123H247V121L245 122ZM19 124V123H18ZM18 124H16V125H18ZM29 124V123H28ZM95 124V123H94ZM101 124V123H100ZM133 124V123H132ZM143 124H144V122H143ZM146 124V123H145ZM145 124H144V126H145ZM174 124V123H173ZM184 124V125H185ZM192 124L193 123H189L188 125L190 126H192ZM218 124V123H217ZM216 124V125H217ZM243 124H244V122H243ZM2 125V124H1ZM0 125V126H1ZM10 125V120H9V123H8V126ZM26 125H27V123H26ZM31 125V124H30ZM43 125V124H42ZM78 125V124H77ZM155 125V124H154ZM188 125H186L187 126V128L189 127ZM210 125V124H209ZM209 125H208V127H209ZM239 125V124H238ZM2 126H4V125H2ZM2 126L0 127L1 129H3L2 128ZM11 126V125H10ZM133 126V125H132ZM150 126V125H149ZM149 126H147V127H149ZM151 126H152V124H151ZM181 126H182V129H181ZM186 126H184V128L186 127ZM190 126V127H191ZM240 126V125H239ZM27 127H30V126H27ZM90 127V128H89ZM241 127V126H240ZM243 127V126H242ZM247 127V126H246ZM19 128V127H18ZM22 128H23V125H22ZM34 128V127H33ZM37 128V127H36ZM44 128V127H43ZM132 128V127H131ZM146 128V127H145ZM159 128V127H158ZM158 128H156L157 130H158ZM193 128V127H192ZM192 128H190V129H192ZM250 128V127H249ZM7 129H8V127H7ZM16 129V128H15ZM24 129V128H23ZM78 129V128H77ZM153 129H155V128H153ZM152 129V130H153ZM155 129V130H156ZM252 129V128H251ZM10 130V129H9ZM9 130H8V133H9ZM12 130H14L13 128H12ZM12 130H10V133H11V131ZM29 130V129H28ZM61 130V129H60ZM73 130V129H72ZM157 130L155 131V134H157L156 132H157ZM166 130V129H165ZM184 130V129H183ZM188 130H189V128H188ZM247 130V129H246ZM245 130V131H246ZM260 130V129H259ZM19 131V130H18ZM27 131V130H26ZM30 131H32V130H30ZM81 131H83V130H81ZM163 131V130H162ZM201 132H200V134L202 133V130H200ZM210 131V130H209ZM208 131V132H209ZM247 131H249V130H247ZM252 131V130H251ZM22 132V131H21ZM27 132H29V131H27ZM39 132V131H38ZM153 132V131H152ZM161 132V131H160ZM186 132V131H185ZM193 132H194V129H193ZM198 132V131H197ZM205 132V131H204ZM207 132V133H208ZM250 132V131H249ZM254 132H255V130H254ZM258 132V131H257ZM261 132V131H260ZM16 133H17V131H16ZM35 133V132H34ZM67 133H68V135H67ZM70 133V134H71ZM77 133H78V130H77ZM166 133V132H165ZM210 133V132H209ZM262 133V132H261ZM264 133V132H263ZM6 134V133H5ZM24 134H25V132H24ZM39 134V133H38ZM39 134V135H40ZM203 135H204V133H202ZM206 134V133H205ZM28 135V134H27ZM79 136V137H77V136ZM161 135V134H160ZM169 135V134H168ZM197 135V134H196ZM244 135H246V137H247V135H249V134H244ZM251 135V134H250ZM258 135V134H257ZM256 135V136H257ZM264 135V134H263ZM31 136V135H30ZM165 136H167V135H165L164 134V138H165ZM173 136V135H172ZM209 136V135H208ZM210 136H212L211 134H210ZM255 136V137H256ZM25 137H26V135H25ZM24 136H23V138H25ZM29 137V136H28ZM33 137H35L34 135H33ZM39 137V138H40ZM171 137V136H170ZM198 137V138H197ZM223 137V136H222ZM222 137H220V139L222 138ZM263 137V136H262ZM27 138V137H26ZM32 138V137H31ZM49 138V137H48ZM202 138V137H201ZM205 138V137H204ZM213 138V137H212ZM251 138V137H250ZM252 138H253V136H252ZM19 139V140H18ZM30 139V138H29ZM50 139H51V137H50ZM49 139V140H50ZM55 138H54V136H53V140H54ZM68 139H70L69 141H68ZM206 140H207V138H205ZM261 139V138H260ZM40 140V139H39ZM44 140V139H43ZM52 140V139H51ZM165 140H167L168 141V138L166 137L165 138ZM201 140V139H200ZM203 140V139H202ZM205 140V141H206ZM213 140V139H212ZM223 140V139H222ZM225 140V139H224ZM208 141V140H207ZM226 141V140H225ZM243 141V140H242ZM253 141H254V139H253ZM259 141H261V140H259ZM47 142H48V140H47ZM214 142H216V139H215V141ZM214 142H212L211 141V143H214ZM223 142V141H222ZM50 143H52V142H50ZM118 143H121V145L120 146H118L117 144ZM198 143H199V141H198ZM204 143V142H203ZM228 143V142H227ZM256 143V142H255ZM42 144V143H41ZM45 144V143H44ZM47 144V143H46ZM54 145H55V143H53ZM169 144V143H168ZM196 144V143H195ZM221 144H223V143H221ZM250 144V143H249ZM206 145V144H205ZM220 145V144H219ZM225 145H228V144H225ZM256 145V144H255ZM39 146V145H38ZM50 146H52L51 144H50ZM56 146V145H55ZM193 146V145H192ZM210 146H212V144L210 145ZM209 146V147H210ZM258 146V145H257ZM47 147H49V145L47 146ZM203 147V146H202ZM208 147V146H207ZM206 147V148H207ZM213 147V146H212ZM218 147V146H217ZM216 147V148H217ZM256 147V146H255ZM259 147V146H258ZM57 148V147H56ZM55 147H54V150L56 149ZM193 148V147H192ZM195 148V147H194ZM257 148V147H256ZM49 149H51L50 147H49ZM53 149V148H52ZM51 149V150H52ZM209 149V148H208ZM213 149V148H212ZM248 149V148H247ZM250 149H251V147H250ZM31 150V149H30ZM46 150V151H47ZM109 150H111V151H109ZM187 150V149H186ZM217 150V149H216ZM220 150V149H219ZM253 150V149H252ZM193 151V150H192ZM218 151V150H217ZM249 151V150H248ZM32 152H35V150L34 151H32ZM56 152V151H55ZM61 152V153H60ZM187 152V151H186ZM185 152V153H186ZM211 151H209V153H210ZM213 152H215V150L213 151ZM220 152V151H219ZM36 153V152H35ZM161 153V154H160ZM249 153V152H248ZM254 153V152H253ZM129 155V156H130ZM185 155H187V154H185ZM191 155V154H190ZM219 155V154H218ZM249 155H251V154H248V157H249ZM35 156V155H34ZM40 156V155H39ZM188 157H189V155H187ZM252 156V155H251ZM167 157V156H166ZM178 158H179V156H177ZM188 157H187V159H188ZM219 157V156H218ZM231 157V156H230ZM242 157V156H241ZM243 157H245V156H243ZM247 157V156H246ZM24 158V159H23ZM29 158V157H28ZM30 158H32V157H30ZM35 158V157H34ZM109 158V157H108ZM128 158V157H127ZM126 158V159H127ZM136 158V157H135ZM138 158V157H137ZM142 158V157H141ZM140 158V159H141ZM147 157H145V159H146ZM212 158V157H211ZM227 158V157H226ZM233 158H235V157H233ZM239 158V157H238ZM131 158H129V160H130ZM133 159V158H132ZM143 159V158H142ZM147 159H150V158H147ZM153 159V158H152ZM190 159V158H189ZM236 159V158H235ZM234 159V160H235ZM244 159V158H243ZM247 159H249V158H247ZM108 160V159H107ZM121 160V159H120ZM198 160V159H197ZM211 160V159H210ZM233 160V161H234ZM239 160V159H238ZM246 160V159H245ZM252 160V159H251ZM254 160V159H253ZM30 161H31V159H30ZM114 161V160H113ZM122 162H123V160H121ZM126 161V160H125ZM124 161V162H125ZM147 161V160H146ZM150 161L151 160H149V161H147V162H149L150 163ZM122 162H121V166H122ZM123 162V163H124ZM127 162V161H126ZM169 162V161H168ZM174 162V161H173ZM180 162V161H179ZM190 162V161H189ZM230 161H228V163H229ZM241 162V161H240ZM105 163V162H104ZM130 163H132V162H130ZM152 163V162H151ZM193 163H194V160H193ZM232 163V162H231ZM242 163V162H241ZM113 164V163H112ZM112 164H111V166H112ZM126 164V163H125ZM125 164H123V165H125ZM135 164V163H134ZM137 164V163H136ZM136 164H135V166H136ZM158 164V163H157ZM200 164V163H199ZM198 164V165H199ZM23 165V166H22ZM132 165V167H133V164H131ZM235 165V164H234ZM251 165V164H250ZM103 166V165H102ZM111 166H107L108 167V169L111 167ZM158 166V165H157ZM192 166H193V169H192V172L193 171H196L197 170V166L196 165H194V164H192ZM125 167H128V166H125ZM124 166H123V168H122V170L121 171H119V172H121V173H119L120 175H116L117 176V179H115L114 177H116L115 176V174H114V176H113V178H112V175L110 176L109 175V177H111V178H109V177H105V178H108V180L105 182V184H104V186H102V187H100V185H102V184H100L99 185V187H100V191H102L103 193H105V194H108V196H109V194H110V192L112 193V191H114V189H116L117 188V190L119 191V192H123V190H125V186L123 187L122 186V184L124 183V181H123V179L124 178H126V177H128L129 176V178H130V176H132L131 174H133V173H131V174H128V172L130 171V170H132V172H133V170L134 169H136L135 167H133V168H125ZM136 167H138V166H136ZM174 167V166H173ZM87 168V167H86ZM97 168V167H96ZM105 168V167H104ZM158 171L160 170V169H163L162 167H161V165H159L158 166ZM231 168H232V165H231ZM256 168H257V166H256ZM100 170L98 171V174H99V172H100V175L101 174H103L102 172H103V168H99ZM107 169V170H108ZM111 169V168H110ZM118 169V168H117ZM141 169V168H140ZM145 169V168H144ZM147 169V168H146ZM174 169V168H173ZM176 169V168H175ZM180 169V168H179ZM136 170H138V169H136ZM142 170V169H141ZM148 170V169H147ZM106 171V170H105ZM104 171V172H105ZM114 171V170H113ZM140 171V170H139ZM145 171V170H144ZM148 171H150V170H148ZM167 171V172H168ZM109 172H111V171H109ZM117 172V171H116ZM208 172V171H207ZM83 173H84V171H83ZM86 173V172H85ZM87 173H88V170H87ZM92 173V172H91ZM115 173V172H114ZM141 173V172H140ZM143 173V172H142ZM146 173V172H145ZM95 174V173H94ZM117 174V173H116ZM138 174H139V172H138ZM177 174V173H176ZM182 174V173H181ZM56 175H58V177H60L59 179L60 180H56L55 179V177H56ZM69 175L71 176V177H69ZM88 175H89V173H88ZM150 175V174H149ZM172 175H171V177H172ZM202 175V174H201ZM82 176H84L83 174H82ZM93 176H95V175H93ZM97 176V175H96ZM143 176H144V174H143ZM179 176V175H178ZM181 176V175H180ZM101 177V176H100ZM140 177V176H139ZM145 177V176H144ZM149 177V176H148ZM176 177V175L174 176V178ZM75 178H77V176L75 177ZM85 178H87V177H85ZM90 178V177H89ZM123 178V179H122ZM133 178H135V177H133ZM176 178H178V177H176ZM181 178V177H180ZM183 178V177H182ZM181 178V179H182ZM201 178V177H200ZM74 179V178H73ZM72 179V180H73ZM79 179V178H78ZM100 179V178H99ZM138 179V178H137ZM140 179V178H139ZM138 179V180H139ZM202 179V178H201ZM82 180H86V179H82ZM91 180V179H90ZM106 180V179H105ZM125 180V179H124ZM127 180H128V178H127ZM140 180H142V179H140ZM140 180H139V182H140ZM143 180H145V179H143ZM263 180V179H262ZM137 181V180H136ZM183 181H184V179H183ZM193 181V180H192ZM197 181H198V179H197ZM264 181V180H263ZM72 182H75V181H72ZM88 182V181H87ZM129 182H130V184L128 183V185L130 186H132L134 183H135V181L134 180H132V177H131V181L129 180ZM179 182H181V180L179 181ZM178 182V183H179ZM85 183H86V181H85ZM98 183H101V182H98ZM103 183V182H102ZM126 183V182H125ZM137 184H139L138 182H136ZM143 183V182H142ZM146 183H147V180H146ZM261 183V182H260ZM73 184V183H72ZM76 184V183H75ZM194 184V183H193ZM262 184V183H261ZM96 185V184H95ZM135 185V184H134ZM142 185V184H141ZM190 185V184H189ZM258 185V184H257ZM260 185V184H259ZM80 186V185H79ZM88 186H90V184L89 185H87V186H85V188L86 187H88ZM138 186V185H137ZM143 186H145V185H143ZM142 186V187H143ZM183 186H185V185H183ZM187 187H184V189H189L190 187H188V185H186ZM192 186V185H191ZM195 186V185H194ZM75 187V186H74ZM122 187V188H121ZM140 187V186H139ZM196 187V186H195ZM195 187H193V188H195ZM264 187V186H263ZM262 187V188H263ZM79 188H81V187H79ZM84 188V189H85ZM91 188H92V186L89 188H86L85 190L86 191H83V192H86L87 194H86V196H85V198L86 197H89L90 196V191H91ZM136 188V187H135ZM141 188V187H140ZM75 189V188H74ZM98 190H99V188H98ZM194 190V189H193ZM193 190H192V192H193ZM196 190H198V189H196ZM97 191V190H96ZM117 191V192H118ZM191 191V190H190ZM249 191V190H248ZM261 191V190H260ZM99 192V191H98ZM198 192V191H197ZM196 192V193H197ZM244 192V191H243ZM250 192V191H249ZM97 193V192H96ZM101 193V192H100ZM121 193H120V195H121ZM195 193V194H196ZM246 193V192H245ZM251 193V192H250ZM79 194H80V196H84L85 195V193L82 195V193H80L79 192ZM248 194V193H247ZM252 194V193H251ZM253 194H254V192H253ZM114 195V194H113ZM112 195V196H113ZM79 196V197H80ZM92 196V195H91ZM104 196V195H103ZM105 196H107V195H105ZM129 196V195H128ZM240 195H238V197H239ZM242 196V195H241ZM246 196H249V194L248 195H246ZM253 196V195H252ZM257 196V195H256ZM74 197V196H73ZM93 197V196H92ZM95 197V196H94ZM243 197V196H242ZM76 199L78 198V197H75ZM75 198H73V199H75ZM83 198V197H82ZM85 198H83V199H85ZM101 198V197H100ZM110 198H112V197H110ZM109 198V199H110ZM129 198V197H128ZM241 198V197H240ZM254 198H255V196H254ZM71 199V200H70ZM83 199H78V201L80 200H83ZM87 199V198H86ZM93 200H94V198H92ZM91 199V200H92ZM98 199V198H97ZM107 199V198H106ZM105 199V200H106ZM113 199V198H112ZM190 199H191V197H190ZM239 199V198H238ZM252 199H253V197H252ZM251 199V200H252ZM70 200V201H69ZM102 200V199H101ZM240 200V199H239ZM242 200V199H241ZM248 200H249V198H248ZM40 201V204H38V205H40V206H38L39 207V209L40 210H42L43 211V216H45L46 217V219H48V222L46 221V224L44 223V225H45V227L43 226L42 227V225L43 224H39L37 227H33V219L31 220V218H32V214H30V213H28V211H25V209H22V204H24V203H27L28 205H29V207L31 206V207H34V206H32V205H34L35 204V206H37L36 204L38 203ZM58 201H59V208L57 209L56 207H57V205L55 206L54 204L56 203H58ZM77 201V202H78ZM89 201V200H88ZM96 201H98V200H96ZM194 199H193V204L192 205H190V204H188L187 206H185L184 205V208H186V209H191L192 210V212H191V210H189V211H187V212H189L190 213V215H191V213L192 214H194V213H201L202 215H204V212H207L208 214H210V212H211V210L207 207L208 205L206 204L205 206H204V204L200 201H198V202H196V203H194ZM246 201V200H245ZM250 201V200H249ZM249 201H247L248 203H249ZM253 201H254V199H253ZM84 202V201H83ZM91 202V201H90ZM109 202V201H108ZM191 202V201H190ZM247 202H245V203H247ZM76 203V202H75ZM80 203V202H79ZM92 203V202H91ZM121 203V202H120ZM127 203H128V201H127ZM242 203V202H241ZM240 203V204H241ZM253 203V202H252ZM61 204V205H60ZM78 204V203H77ZM77 204H76V206H77ZM84 204V203H83ZM86 205H87V203H85ZM90 204V203H89ZM102 204V203H101ZM137 204V203H136ZM187 204V203H186ZM243 204V203H242ZM241 204V205H242ZM75 205V204H74ZM98 205H100V203L98 204ZM103 205V204H102ZM126 205V204H125ZM129 205V204H128ZM211 205V204H210ZM252 205V204H251ZM71 206H72V208H71ZM81 205H79V207H80ZM90 206V205H89ZM88 206V207H89ZM92 206V205H91ZM93 206H94V203H93ZM113 206V205H112ZM122 206H123V204H122ZM127 206V205H126ZM183 206V205H182ZM212 206V205H211ZM211 206H209V207H211ZM242 206H244V209H246V210H248V207L250 206V205H248V204H243ZM75 207V206H74ZM95 207H96V204H95ZM134 207V206H133ZM146 207V206H145ZM241 207V206H240ZM250 207H252V206H250ZM256 207V206H255ZM258 207V206H257ZM261 207V206H260ZM36 208V207H35ZM77 208H78V206H77ZM81 208V207H80ZM80 208H78V209H80ZM85 208H87V207H85ZM85 208H83L84 210H85ZM89 208H91V207H89ZM132 208V207H131ZM144 208V207H143ZM183 207H182V211H183V209H184ZM217 209H216V211H217V213L219 214L218 215V217H216L215 219H214V222H215V230H214V232H211V233H215L216 235H223L225 238H227L228 240L227 241H225L224 239H223V241L224 242H232L235 246H238L239 247V249L241 250V252H243L245 255H246V257L247 258H245L248 262H249V260L251 261V263L249 262L248 264H264V229L262 228H260L262 231H261V234L259 235V231L257 232L258 234H256V232L254 231V230H258L257 229V227L255 226V228L256 229H254V227H253V224H251L252 226H249V222H248V225L247 224H242L243 223V221L246 219H244L243 221H241V220H239V219H233V218H230L229 216H228V211L226 210V208L225 209H222L221 207H216ZM264 208V207H263ZM31 209V208H30ZM77 209V210H78ZM88 209V208H87ZM102 209H103V207H102ZM118 209V208H117ZM129 209V208H128ZM128 209H126V210H128ZM134 209V208H133ZM147 209H149V206H148V208ZM180 209V208H179ZM185 209V210H186ZM240 209V208H239ZM250 209V208H249ZM257 209V208H256ZM261 209H262V207H261ZM28 210V209H27ZM80 210H82V209H80ZM92 210H94L93 208H92ZM139 210V209H138ZM141 210V209H140ZM153 210V209H152ZM152 210H148V211H151L152 212ZM252 210H253V208H252ZM30 211H32V210H30ZM88 211V210H87ZM95 211V210H94ZM122 211V210H121ZM238 211V210H237ZM260 211V210H259ZM262 211V210H261ZM264 211V210H263ZM34 212H37V211H34ZM40 212V211H39ZM78 212V211H77ZM116 212V211H115ZM123 212V211H122ZM122 212H121V214H122ZM125 212V211H124ZM132 211H131V209L130 210H128V213H129V215H130V217H131V220L133 221V218H132V216H134L135 215V213H134V211H133V215H132V213H131ZM155 212H157V211H155ZM185 212V211H184ZM236 212V211H235ZM247 211H239L238 212V215H239V213H240V216H241V214H245ZM250 212H251V210H250ZM250 212H248V213H250ZM253 212V211H252ZM255 212H256V210H255ZM76 213V212H75ZM79 213V212H78ZM77 213V214H78ZM81 213V212H80ZM82 213H84L83 211H82ZM94 213H97L98 214V211L97 212H94ZM93 213V214H94ZM107 213V212H106ZM112 213V212H111ZM127 213V214H128ZM182 213V212H181ZM189 213H187V214H185V213H183V215H181V219L180 220H188V219H190V215H189ZM259 212H257V214H258ZM42 214V213H41ZM93 214H92V217L91 218H93ZM119 214H120V212H119ZM136 214H137V212H136ZM150 214H152V213H150ZM196 214H194L193 216H195ZM250 214H252V213H250ZM261 214H263L264 215V213H261ZM79 215V214H78ZM87 215V214H86ZM86 215H85V217H86ZM91 215V214H90ZM96 215V214H95ZM109 215V214H108ZM111 215V214H110ZM113 215V214H112ZM118 215V214H117ZM124 215H126V214H123V216ZM141 215V214H140ZM154 215H155V213H154ZM158 215V214H157ZM229 215H231V214H229ZM233 215V214H232ZM97 216V215H96ZM145 216H146V214H145ZM159 216H161L160 215V213H159ZM164 216V215H163ZM177 216L179 217L180 215L179 214H177ZM246 215H244L243 217H245ZM248 216V215H247ZM252 216V215H251ZM39 217V216H38ZM38 217H35V220H36V218L38 219ZM90 217V216H89ZM99 217V216H98ZM103 217V216H102ZM110 217V216H109ZM111 217H113V216H111ZM121 217V216H120ZM130 217H129V220H130ZM135 217V216H134ZM138 217V216H137ZM165 217H166V214H165ZM204 217V216H203ZM232 217V216H231ZM234 217H236V216H234ZM249 217V216H248ZM253 217H255V214H254V216ZM27 218H30L29 220V224H24L23 226H24V228L22 229L21 228V230H13V229H18V228H11V226L13 225V226H15L14 224H20L19 222H21L22 220H24V219H27ZM43 218V217H42ZM41 218V219H42ZM91 218H89V219H91ZM94 218H95V216H94ZM97 218V217H96ZM114 218V217H113ZM127 218H128V215H127ZM140 218V217H139ZM138 218V219H139ZM148 217H146V219H147ZM151 218V217H150ZM160 218V217H159ZM174 218V217H173ZM173 218H172V220H173ZM236 218H238V217H236ZM44 219V218H43ZM89 219H86V220H89ZM100 219V218H99ZM109 219V218H108ZM119 219V218H118ZM125 219V218H124ZM123 219V217H122V220H124ZM136 219V218H135ZM174 219H176V218H174ZM40 220V219H39ZM83 220V219H82ZM140 220V219H139ZM138 220V221H139ZM156 220V219H155ZM154 220V221H155ZM159 220V219H158ZM162 220H163V218H162ZM162 220H161V222H162ZM171 220V219H170ZM169 220V222H171ZM179 220V221H180ZM28 221V220H27ZM27 221H25V222H27ZM37 221V220H36ZM35 221V222H36ZM92 221V220H91ZM93 221V222H94ZM104 221H106V220H104ZM125 221V220H124ZM128 221V220H127ZM165 221H167V219L165 220ZM175 221H177V219L175 220ZM256 221V220H255ZM263 221V220H262ZM261 221V222H262ZM24 222V221H23ZM34 222V223H35ZM38 222H40V221H38ZM37 222V223H38ZM70 222V223H69ZM73 222V223H74ZM115 222V221H114ZM142 222V221H141ZM140 222V223H141ZM253 222V221H252ZM37 223H35V224H37ZM41 223V222H40ZM67 223H69V226H68V224ZM87 223V222H86ZM110 223H113V222H111L110 221ZM109 223V224H110ZM130 223H131V221H130ZM135 223V222H134ZM149 223V222H148ZM159 223V222H158ZM166 223H168V222H166ZM174 223V222H173ZM259 223V222H258ZM93 223H91V225H92ZM115 224V223H114ZM117 226H119V228H123V229H127L128 230V228L126 227V228H124V225H123V222L122 221H118L117 222ZM128 224V223H127ZM126 224V221H125V225H127ZM141 224H143V223H141ZM140 224V225H141ZM22 225V224H21ZM75 225V224H74ZM129 225V224H128ZM130 225H132V224H130ZM139 225V224H138ZM139 225V226H140ZM147 225H150V223L149 224H147ZM155 225H156V223H155ZM162 226H163V224H161ZM161 225H160V227H161ZM165 225V224H164ZM167 225V224H166ZM169 225V224H168ZM171 225V224H170ZM17 226V225H16ZM35 226V225H34ZM111 226V225H110ZM144 226V225H143ZM258 226V225H257ZM261 226V225H260ZM259 226V227H260ZM263 226V225H262ZM74 227V226H73ZM113 227V226H112ZM137 227V226H136ZM148 227V226H147ZM150 227H152V226H150ZM164 227V226H163ZM19 228H20V226H19ZM116 228V227H115ZM142 228V227H141ZM10 229H12V231L10 230ZM69 229V230H70ZM117 229V228H116ZM130 229V228H129ZM132 229V228H131ZM134 229V228H133ZM143 229V228H142ZM142 229H140V231H142ZM145 229V228H144ZM9 230L11 231V232H9ZM112 230V229H111ZM114 230V229H113ZM118 230V229H117ZM127 230H126V232H127ZM148 230H149V228H148ZM71 231V230H70ZM130 231V230H129ZM133 231H135V229L133 230ZM138 231V230H137ZM155 231V230H154ZM75 232V231H74ZM118 232V231H117ZM116 232V233H117ZM120 232V231H119ZM119 232H118V234H119ZM123 232V231H122ZM156 232V231H155ZM158 232V231H157ZM161 232V231H160ZM148 233V232H147ZM72 234V233H71ZM78 234V233H77ZM117 234V235H118ZM123 234V233H122ZM125 234V233H124ZM123 234V235H124ZM133 234V233H132ZM140 234V232L138 233V235ZM142 234V233H141ZM140 234V235H141ZM123 235H121V236H123ZM127 235V234H126ZM128 235H129V233H128ZM134 235V234H133ZM144 235H148V234H144ZM39 236V237H38ZM69 236V235H68ZM77 236V235H76ZM75 236V237H76ZM116 236V235H115ZM209 236H211V235H209ZM213 236V235H212ZM25 237H27V240H28V237H33V239H31V241H25ZM42 239H41V238ZM80 237V236H79ZM116 237H118V236H116ZM130 237V236H129ZM133 237V236H132ZM135 237V239L137 238L138 239V237H136V235L134 236ZM143 237V236H142ZM142 237H140V238H142ZM147 237V236H146ZM205 237H206V235H205ZM24 238V239H23ZM66 238V237H65ZM119 238H121V237H119ZM118 238V239H119ZM144 238V237H143ZM161 238V237H160ZM207 238V237H206ZM209 238H211V237H209ZM80 239V238H79ZM129 239V238H128ZM166 239V238H165ZM116 240V239H115ZM120 240V239H119ZM123 240V239H122ZM125 240H127V239H125ZM131 240V239H130ZM134 240V239H133ZM142 240V239H141ZM168 240V239H167ZM166 240V241H167ZM241 240H244V242H241ZM70 241V240H69ZM117 241V240H116ZM121 241V240H120ZM119 241V242H120ZM143 241V240H142ZM141 241V242H142ZM72 242V241H71ZM76 242H77V240H76ZM129 242V241H128ZM135 242H137V241H135ZM140 242V243H141ZM51 243H53V244H55V246L54 247H52V248H49V245L51 244ZM121 243V242H120ZM126 243V242H125ZM129 243H132L133 245L135 244V243H133V242H129ZM143 243V242H142ZM231 243V244H232ZM67 244V243H66ZM69 244V243H68ZM67 244V245H68ZM72 244V243H71ZM70 244V245H71ZM150 244V243H149ZM232 244V245H233ZM77 245V244H76ZM121 245H122V243H121ZM125 245V244H124ZM136 245V244H135ZM144 245H146V243L144 244ZM230 245V244H229ZM10 246H11V248H10ZM118 246V245H117ZM141 246V245H140ZM151 246V245H150ZM231 246V245H230ZM48 247V248H47ZM68 247H70V246H68ZM119 247V246H118ZM118 247H117V249H118ZM136 247V246H135ZM148 247V246H147ZM75 248H76V250H78V251H76L75 250ZM146 248V247H145ZM149 248V247H148ZM152 248H153V246H152ZM225 248V247H224ZM229 248V247H228ZM120 249H122V247L120 248ZM133 249V250H132ZM137 249H138V247H137ZM1 250H3V249H1ZM13 250H16L17 252H18V255H17V258L16 257H14L15 255L13 254ZM151 250V249H150ZM215 250H217V249H215ZM220 250H222V248L220 249ZM117 251V250H116ZM122 251V250H121ZM219 251V250H218ZM123 252V251H122ZM125 252V251H124ZM143 252V251H142ZM221 252V251H220ZM219 252V253H220ZM227 252H228V250H227ZM128 253L129 252H127V255H128ZM138 253H139V251H138ZM146 253H147V251H146ZM215 253V252H214ZM216 253H217V251H216ZM218 253V254H219ZM229 253V252H228ZM227 253V254H228ZM17 254V253H16ZM136 254V255H135ZM141 254V253H140ZM149 254V253H148ZM222 254V253H221ZM224 254V253H223ZM221 255V257L220 258H218V260H220V263L222 262V263H226L225 262V260L229 257H227V258H225V256L224 255H226V253L224 254V255ZM14 255V256H13ZM87 255V257H89L88 255H91L92 256V258L94 259V260H81V261H78L77 259H79V258H82V257H84V256H86ZM118 255V256H117ZM120 255V256H119ZM130 255V254H129ZM150 255V254H149ZM19 256V257H18ZM90 256V257H91ZM122 256V257H121ZM148 256V255H147ZM147 256H145L146 258H147ZM214 256L215 257H218V256H216V254H214ZM125 257V256H124ZM127 257V256H126ZM213 257V256H212ZM243 257V256H242ZM85 258V257H84ZM138 258V257H137ZM6 259V258H5ZM21 259V261H19ZM143 259V258H142ZM127 260V259H126ZM139 260V259H138ZM0 261H1V259H0ZM247 261H246V263H247ZM6 262V261H5ZM131 262V263H132ZM142 262V261H141ZM161 262V261H160ZM242 262V261H241ZM134 263V262H133ZM243 263V262H242ZM245 263V262H244ZM243 263V264H244ZM4 264V263H3ZM135 264V263H134ZM141 264V263H140ZM143 264V263H142ZM241 264V263H240Z\"/></svg>","mask_w":264,"mask_h":264}]
</instances>
